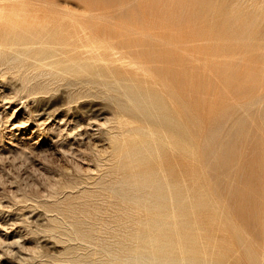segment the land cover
Listing matches in <instances>:
<instances>
[{
	"label": "rangeland",
	"instance_id": "rangeland-1",
	"mask_svg": "<svg viewBox=\"0 0 264 264\" xmlns=\"http://www.w3.org/2000/svg\"><path fill=\"white\" fill-rule=\"evenodd\" d=\"M0 264H264V0H0Z\"/></svg>",
	"mask_w": 264,
	"mask_h": 264
},
{
	"label": "bare ground",
	"instance_id": "bare-ground-1",
	"mask_svg": "<svg viewBox=\"0 0 264 264\" xmlns=\"http://www.w3.org/2000/svg\"><path fill=\"white\" fill-rule=\"evenodd\" d=\"M255 8V7H254ZM4 13V12H3ZM3 15V14H2ZM6 15H8V14H6ZM5 16V15H4ZM261 121V120H260ZM158 153V152H157ZM123 204V203H122ZM140 259V258H139ZM135 261V260H134ZM137 261V260H136Z\"/></svg>",
	"mask_w": 264,
	"mask_h": 264
}]
</instances>
